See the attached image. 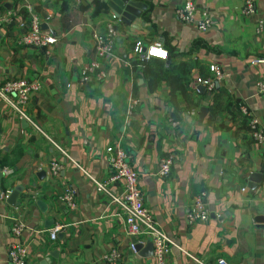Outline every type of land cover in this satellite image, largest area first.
Listing matches in <instances>:
<instances>
[{"label":"crops","instance_id":"0c3cea01","mask_svg":"<svg viewBox=\"0 0 264 264\" xmlns=\"http://www.w3.org/2000/svg\"><path fill=\"white\" fill-rule=\"evenodd\" d=\"M142 1L146 8L130 24L115 18L113 56L104 59L95 57L92 32L112 17L107 0H0V18L14 12L8 22L0 19V82L40 81L27 112L70 157L0 99V166L9 169L7 189L21 187L19 204L0 201V264H11L8 246L17 241L27 245L26 264H113L104 259L112 250L114 264H153L149 240L130 248L135 237L124 232L117 204L84 173L107 179L105 149L114 143L139 173L144 204L178 245L170 247L168 264H200L188 253L206 264H217L219 256L231 264H264V142L251 136L249 116L240 110L245 106L264 128V91L256 88L264 61L250 63L264 57V0H252L249 14L242 13L245 0H192L210 15L205 30L177 17L185 0ZM25 3L56 35L48 50L18 42ZM136 39L162 45L166 62L184 63L173 92L164 79L148 85L133 62L140 57L132 52ZM93 58L102 76L93 72L82 83L80 68ZM210 63L224 72L211 90L196 81L212 74ZM214 91L218 107L209 117ZM169 153L175 156L169 172L156 174ZM53 159L61 164L56 174L49 168ZM253 172L262 176L251 187ZM111 189L119 193L120 184ZM201 190L208 217L189 222ZM67 191L74 207L61 198ZM16 218L26 223L20 236L10 229ZM54 225L63 226L52 239Z\"/></svg>","mask_w":264,"mask_h":264},{"label":"built area","instance_id":"2783aa9c","mask_svg":"<svg viewBox=\"0 0 264 264\" xmlns=\"http://www.w3.org/2000/svg\"><path fill=\"white\" fill-rule=\"evenodd\" d=\"M27 10L25 18L21 19L19 25L23 28L18 37V42L36 48L44 47L46 50L56 41V35L51 30L44 29L41 26V19L39 16L30 10L27 3L23 4ZM197 7L192 0H185L182 5L175 9L177 17L183 22H193L200 30H205L211 23V18L207 10L202 9L196 16ZM254 12V4L252 0H245L244 7L242 8L243 14H249ZM14 12H8L0 19L2 22H8L11 20V16ZM115 17H112L107 21L105 30H94L92 32V38L94 41L95 57L110 58L113 56V44L116 38L115 29ZM262 20L259 21L258 30L261 28ZM155 48L166 52V57H160L153 55L151 50ZM132 52L138 56L145 57H158L165 59L168 57V51L162 45L157 42L144 43L141 39H136L133 42ZM263 56H255L250 59V63L263 62ZM209 70L212 72L211 76H197L196 81L204 84L208 89L214 88L215 81L222 79L224 72L216 63H210L208 65ZM99 62L97 58L91 59L87 64H84L80 68V81L85 83L93 72L96 76L101 77L102 73L98 70ZM40 88V81L37 78L27 79L24 77H11L0 82V99L3 100L11 110L19 117L27 120L34 128L41 131L52 143L53 147L57 149L65 157H69L66 150L55 142L47 133H45L30 117L27 112L26 104L30 95ZM256 88L258 92L264 91V77L256 81ZM241 112L244 115H248L251 136L258 142H264V128L262 127L259 119L250 115L249 110L245 106L240 107ZM175 123L176 121H172ZM106 152L108 156V163L111 168V174L107 179L98 180L93 177L87 170L84 173L92 180L95 188L98 191L104 192L112 203H116L119 208V214L122 217V228L126 234L132 235L135 239L130 243V248L136 250V243L143 244L146 241H151L152 244V259L153 264H168L167 257L172 245H177L172 237H170L161 225L154 218L152 211L143 202V197L139 183V173L128 161L127 152L119 144L106 146ZM174 154L169 153L161 157L156 174L166 175L170 166L174 161ZM50 171L56 174L61 168V164L58 160H51L49 162ZM5 174L9 173V169H4ZM119 183L121 190L119 193L114 192L111 189V185ZM9 190H5L1 193L2 197L8 194ZM66 200L67 204L74 207L73 193L70 191L65 192L62 197ZM189 222L198 220H204L208 217V210L205 204V191L201 190L197 192L192 199L188 212L186 214ZM63 225H54L49 235L52 239L56 238L57 231L62 228ZM26 227L24 220L16 218L11 226V232L20 236ZM178 246V245H177ZM190 257L198 261L200 264H206L197 259L194 255L188 253ZM8 255L11 264H26L27 263V245L24 242L17 241L12 242L8 246ZM118 258V253L115 250L104 254V259L110 263H115ZM217 264H231L225 257L219 256L216 258Z\"/></svg>","mask_w":264,"mask_h":264},{"label":"water","instance_id":"95a60500","mask_svg":"<svg viewBox=\"0 0 264 264\" xmlns=\"http://www.w3.org/2000/svg\"><path fill=\"white\" fill-rule=\"evenodd\" d=\"M107 4L111 9L112 15L120 19L122 22L126 24H130L135 18L140 17L142 14V10L146 8V3L142 0H107ZM41 26L44 28V23L41 22ZM217 84V82H215ZM203 87V86H201ZM207 110L205 106L200 107L201 115ZM3 170L0 166V201L10 205L19 204V201L16 200L18 195L19 189L21 188L20 185H16L11 189H8L9 192L5 197L1 196V193L7 190L6 181L4 180ZM42 173V171H41ZM262 173L261 172H253L250 175V181L248 182L249 186L254 187L256 186L257 182L261 179ZM40 203V201H38ZM42 204V203H41ZM149 245L151 246L152 251V244L149 241ZM141 246L140 243H136V249H139Z\"/></svg>","mask_w":264,"mask_h":264},{"label":"trees","instance_id":"16d2710c","mask_svg":"<svg viewBox=\"0 0 264 264\" xmlns=\"http://www.w3.org/2000/svg\"><path fill=\"white\" fill-rule=\"evenodd\" d=\"M106 23L107 21L105 22L104 28L102 30H105ZM133 62L137 67H140L144 76H146L148 85L150 86L156 85L160 80L164 79L171 86L170 89L171 92H173V90L175 89V84H177L180 81V78L183 74V72H180L178 69L182 66H185L184 63H177L173 59H170L168 62H166L162 58H154L152 56L151 57L140 56L139 58L135 59ZM201 66L202 65H200V67ZM209 75L211 76V74ZM209 75H200V76L206 77ZM216 95H217V91H214L212 93V101L209 104V108H210L209 117H213L215 115V112L218 107V105L215 103Z\"/></svg>","mask_w":264,"mask_h":264},{"label":"snow or ice","instance_id":"6c2138e0","mask_svg":"<svg viewBox=\"0 0 264 264\" xmlns=\"http://www.w3.org/2000/svg\"><path fill=\"white\" fill-rule=\"evenodd\" d=\"M151 52L153 55H158V56L166 55V53H164L162 50H158V49H152Z\"/></svg>","mask_w":264,"mask_h":264},{"label":"clouds","instance_id":"9594fccd","mask_svg":"<svg viewBox=\"0 0 264 264\" xmlns=\"http://www.w3.org/2000/svg\"><path fill=\"white\" fill-rule=\"evenodd\" d=\"M153 49H155V48H153ZM164 52V51H163ZM164 53H166V52H164ZM160 57H166V55H163V56H160Z\"/></svg>","mask_w":264,"mask_h":264}]
</instances>
